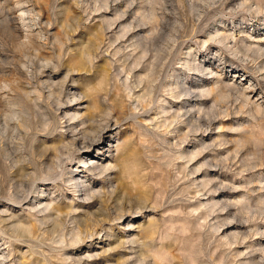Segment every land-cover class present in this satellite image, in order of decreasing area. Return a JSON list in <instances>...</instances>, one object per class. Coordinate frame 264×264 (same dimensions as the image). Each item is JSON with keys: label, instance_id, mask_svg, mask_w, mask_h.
<instances>
[{"label": "rangeland", "instance_id": "1", "mask_svg": "<svg viewBox=\"0 0 264 264\" xmlns=\"http://www.w3.org/2000/svg\"><path fill=\"white\" fill-rule=\"evenodd\" d=\"M137 42L142 48L134 49ZM96 43L101 44L96 52L98 59L91 66L87 53L94 50ZM143 52L146 57L142 65L132 64ZM77 68L81 72L66 74ZM152 68L162 71L156 74L158 79L152 88L145 84L152 94L140 104L148 110L142 114L141 107L133 110L131 106L137 95L145 93L144 84L137 87L136 81L146 78ZM49 74L54 77L53 89L52 82H47ZM127 76L134 91H138L134 100L121 86ZM61 88L64 91L60 94ZM185 89H190L191 95H186ZM0 90V133L10 138L1 135L3 140L0 136V220L11 221L12 213H20L35 230L40 226L39 236L32 237L37 239L25 235L15 243L25 256L19 253L13 264H61V260L52 259L57 252L49 248L58 249L62 244L47 241L48 226H41L31 216L37 214L43 219L48 215L49 211L39 212L46 203L39 207L36 203L45 199L49 202L51 198L55 206L65 210L72 203L74 208L81 203L88 209L80 205L76 213L87 214L91 220L101 219L106 211L123 208L129 212V217L114 223L109 234L108 225L102 231L92 227L96 233L79 252L90 264H264V0H0ZM74 92L82 99L67 102V95ZM77 113L80 116L72 119ZM106 113L113 115L110 132L103 141L89 151H75L72 146L68 151L63 147L62 139L79 140L80 129L84 128L82 119ZM133 113L137 120L130 118L137 122L127 117ZM116 117L121 121L115 126ZM16 119L27 121L29 133L25 136L26 131L14 127ZM163 120L168 123L167 130L161 125ZM143 124L149 133L145 125L141 127ZM123 142H127L126 147ZM119 146L123 147L121 151L116 149ZM58 149L64 154L57 153ZM190 150L195 154L184 159ZM11 153L22 156L12 157ZM91 159L99 164L110 161L114 171H108L106 178L98 171L91 172ZM54 163L62 167L55 170L57 174L42 175V169ZM24 164L26 173L34 174L37 181L19 205L1 191L17 192L25 178L14 172ZM71 178L81 183L78 189L73 184L76 180L68 183ZM82 181L101 189L102 196L112 194V198L107 195L85 200ZM31 203L36 210H31ZM130 222L133 228L127 226ZM151 222L155 234L144 236L145 240L140 232ZM68 223L70 230L74 225ZM3 234L0 232V243L12 233ZM120 236L126 243L118 248L113 240Z\"/></svg>", "mask_w": 264, "mask_h": 264}, {"label": "bare ground", "instance_id": "2", "mask_svg": "<svg viewBox=\"0 0 264 264\" xmlns=\"http://www.w3.org/2000/svg\"><path fill=\"white\" fill-rule=\"evenodd\" d=\"M18 29V28H17ZM38 36V35H37ZM125 35L123 34L122 35V37H124ZM158 36V35H157ZM162 36V35H161ZM60 37V36H59ZM153 37H155V35L153 36ZM39 38V37H38ZM149 38V37H148ZM156 38V37H155ZM161 38V37H160ZM163 38V37H162ZM40 39V38H39ZM69 39V38H68ZM73 38H71V40H72ZM142 39V38H141ZM140 39V40H141ZM153 39V38H152ZM157 39H159V38H157ZM169 39V38H168ZM61 40V39H60ZM156 40V39H155ZM101 41H103V40H101ZM143 41V40H142ZM151 41V40H150ZM29 42H31V40L29 41ZM100 42V41H99ZM139 42V41H138ZM135 43L133 46H134V49H137V48H139L140 49V47H141V45H140V43ZM152 42H153V40H152ZM32 44H33V42H31ZM103 43V42H102ZM176 43V42H175ZM104 44V43H103ZM95 45V44H94ZM100 45L101 44H98L97 45V43H96V45H95V48H94V50L92 51L91 50V52L90 53H87V58L89 59V61H90V63H91V66H93V62L95 61V59L97 58V55H96V52H97V50L99 49V47H100ZM66 46V45H65ZM68 46V45H67ZM173 46H175V45H173ZM21 47V46H20ZM83 47V46H82ZM64 47L62 46V49H63ZM142 48V47H141ZM40 49V48H39ZM75 49V51H76V48H74ZM79 49V48H78ZM81 49V48H80ZM84 49V48H83ZM173 49V48H172ZM24 51V50H23ZM29 51V50H28ZM72 51H73V49H72ZM100 51V50H99ZM38 52H39V50H38ZM22 53V52H21ZM79 55V54H78ZM140 55V54H139ZM138 55V56H139ZM80 59L82 58V52H80ZM116 56H117V54H116ZM146 57V52L144 53H142V56L139 58V60H138V62L136 61V62H134V63H132V64H134V65H142V60L144 59ZM59 58V57H58ZM129 58V57H128ZM39 59V58H38ZM43 59V58H42ZM47 59V58H46ZM98 59V58H97ZM125 59V58H124ZM164 59V58H163ZM41 60V59H40ZM110 60V59H109ZM108 60V61H109ZM120 60V59H119ZM137 60V59H136ZM49 62H52L51 61V59L50 60H48ZM82 61V60H81ZM86 61V60H85ZM107 60H105V62H106ZM127 61V60H126ZM125 61V62H126ZM89 63V64H90ZM107 63V62H106ZM126 63H128V62H126ZM51 64V63H50ZM110 64H112V62L110 63ZM109 63L107 64V66H109L110 65ZM163 64V63H162ZM52 65V64H51ZM51 65H50V69H51ZM58 65V64H57ZM56 65V66H57ZM126 65V64H125ZM58 66H60L61 67V65L59 64ZM91 66H89V67H91ZM130 66H132V65H130ZM155 66V65H154ZM54 67V66H53ZM112 67V66H111ZM136 66H134V68H135ZM150 66H148V68H149ZM55 68V67H54ZM59 68V67H58ZM93 68V67H92ZM128 68V67H127ZM134 68L132 67V69H130L131 71V73H132V71L134 70ZM113 69V68H112ZM151 69V68H150ZM150 69H148L149 70V72H148V75L146 76V78H144L143 80H142V78L141 79H139V81L137 80L136 81V83L138 84V86L137 87H139L140 85H142V84H144V87H145V84L147 85V86H149V87H151L152 88V85L154 84V82L156 81V79H158V76H156V74L157 73H159V72H161L160 70H159V72H155L154 70H153V68H152V70H150ZM128 70V69H127ZM137 70V69H136ZM157 70V69H156ZM73 71H78V72H81V70L79 69V68H77V69H72V70H68V71H66V74L67 75H69L70 76V73L72 72L73 73ZM108 71V70H107ZM110 71V70H109ZM108 71V72H109ZM23 72V71H22ZM127 72V71H126ZM21 74H23V73H21ZM111 74V73H110ZM134 74V73H133ZM25 75V74H24ZM118 75V74H117ZM130 75V74H129ZM158 75V74H157ZM159 75H161L160 73H159ZM23 76V75H22ZM21 76V77H22ZM66 76V75H65ZM133 76V75H132ZM138 76V75H137ZM145 76V75H144ZM118 77V76H117ZM135 78V77H134ZM139 78V77H138ZM23 79H25L24 77H23ZM47 79H48V81L47 82H52L53 81V79H54V77L53 76H51L50 74L49 75H47ZM66 79H67V77H66ZM66 79H65V81H66ZM130 79V78H129ZM135 80V79H134ZM6 81V80H5ZM64 80H63V82H65ZM8 82V81H7ZM116 82V81H115ZM118 82V81H117ZM133 82V81H132ZM11 82H9V84H10ZM74 83H76L75 81H74ZM120 83V82H119ZM135 83V84H136ZM8 83L6 84V85H8L7 86V88H9V90H10V85H9ZM13 84V83H12ZM11 84V85H12ZM24 84V83H23ZM46 84V83H45ZM53 84H55L54 82H52V85H50V88L51 89H53V87L55 88V86H53ZM66 84V83H65ZM65 84H60V86L63 88H65ZM22 85V84H21ZM41 85V84H40ZM56 85H58V82H57V84ZM116 85V84H115ZM44 86V85H43ZM59 86V87H60ZM118 86V85H117ZM123 88L122 89H124V92L126 93V96L127 97H129L130 99H132V100H134L135 99V101L132 103V105L131 106H134V108H132L133 110H137V109H139L140 107V111H142L143 113L142 114H145L146 113V108L144 107V106H141L140 104L142 103V101L149 95V97H150V93L152 94V90L150 91V88L148 89V87L146 86L145 87V93H143L142 95H137L136 96V92H138V91H134V89L132 88V86L130 85V83H129V81H128V76H127V78H126V80L122 83V85H121ZM120 86V87H121ZM166 86V85H165ZM4 87V86H3ZM3 87H1V88H3ZM13 87V86H12ZM17 87V86H16ZM135 87V86H134ZM19 90H20V87L18 86L17 87ZM29 88H30V86H29ZM45 88V87H44ZM49 88V89H50ZM62 88H61V90L59 89V93L61 92H63L64 91V89L62 90ZM14 89V88H13ZM22 89H24V88H22ZM33 89V88H32ZM183 89V88H182ZM2 90V89H1ZM0 90V91H1ZM8 90V91H9ZM18 90V91H19ZM187 89H185L184 90V92L186 91ZM190 89H188L186 92H188V93H186V95L188 94H190L189 91ZM4 91H6V87H5V90ZM7 91V92H8ZM12 91V90H11ZM11 91H10V93H11ZM14 91V90H13ZM22 91V90H21ZM122 91V90H121ZM140 91H142L141 89H140ZM140 91H139V93H140ZM176 91V90H175ZM174 91V92H175ZM57 92V91H56ZM123 92V93H124ZM143 92V91H142ZM183 92V93H184ZM210 92V91H209ZM5 93V92H4ZM53 93V92H52ZM60 93V94H61ZM124 93V94H125ZM212 93V92H211ZM8 95H9V93H7ZM26 94H29V92L28 93H26ZM34 94V93H33ZM122 94V93H121ZM176 94V93H175ZM11 95V94H10ZM191 95V94H190ZM23 96H24V94H23ZM22 96V97H23ZM26 96V95H25ZM24 96V97H25ZM65 96V95H64ZM126 96H124V97H126ZM134 96H136L135 98H134ZM180 96V95H179ZM6 97H8V96H6ZM5 96H4V98H6ZM14 97V96H13ZM19 97V96H18ZM22 97H21V95H20V98L22 99ZM31 97V96H30ZM60 98H61V96H59ZM175 97V96H174ZM10 98V97H9ZM12 98V97H11ZM26 98V97H25ZM59 98V99H60ZM123 98V97H122ZM134 98V99H133ZM176 98V97H175ZM7 99V98H6ZM18 99V98H17ZM33 99H34V97H33ZM32 99V100H33ZM67 99L69 100V101H67V102H72V101H77V100H80V99H82V97L80 96V95H78V94H76L75 92L72 94V95H67ZM128 99V98H127ZM2 100H3V98H2ZM13 100H15V99H13ZM30 100V99H29ZM37 100H38V97H37ZM36 100V101H37ZM107 100V99H106ZM157 100V99H156ZM9 102L11 101V100H8ZM17 101H19V100H17ZM17 101H15V102H17ZM59 101H61V100H59ZM21 102V101H20ZM27 102V101H26ZM128 102H129V100H128ZM79 103V102H78ZM130 103V102H129ZM28 104V103H27ZM38 104V103H37ZM62 104V103H61ZM81 104V103H80ZM13 105V104H12ZM26 105V104H25ZM36 105V104H35ZM60 105V104H59ZM63 105V104H62ZM92 105V104H91ZM140 105V106H139ZM9 106V105H8ZM15 106V105H14ZM17 106H19L18 104H17ZM29 106V105H28ZM27 106V107H28ZM112 105L110 104V107H111ZM122 106H124V104L122 105ZM194 106V105H193ZM36 107V106H35ZM65 107V106H64ZM2 108V107H1ZM23 108H26V106L25 107H23ZM61 108V107H60ZM87 108H90V106L89 107H87ZM93 108H94V106H93ZM127 108H129V107H127ZM10 109H12V108H10ZM9 109V110H10ZM20 109H21V107H20ZM31 109V108H30ZM104 109H105V105H104ZM106 109H107V107H106ZM114 109V108H113ZM165 109H166V107H165ZM14 110V109H13ZM25 110V109H24ZM89 110V109H88ZM124 110V109H123ZM127 110V109H126ZM164 110V109H163ZM8 111V110H7ZM69 111V110H68ZM106 111V110H105ZM104 111V112H105ZM129 111V110H128ZM131 111V110H130ZM148 111V110H147ZM199 111V110H198ZM12 112H14V111H12ZM12 112H10V114L12 113ZM90 112V111H89ZM135 112V111H134ZM164 112H166V110L164 111ZM9 113V112H8ZM8 113H6V114H8ZM15 113H16V111H15ZM24 113H26V112H24ZM33 113V112H32ZM31 113V114H32ZM118 113H119V111H118ZM148 113H150V112H148ZM14 114V113H13ZM29 114H30V112H29ZM48 114V113H47ZM91 114V113H90ZM111 114L112 113H106L105 115L104 114H102V115H104V116H102L101 114H93V116L92 117H87V118H89L87 121L86 120H84V119H82L81 121V124L84 126V128L83 129H80L81 130V132L79 133V135H80V138H79V140H78V138H71V141H68V142H65L63 139H62V141H60L61 142V144L63 145V147L64 148H66L68 151H71L70 150V146H72V148L75 150V151H89L91 148H94V145H96L97 143H99V142H101V141H103V137L107 134V133H109L110 132V129H111V120H110V117H111ZM117 114V113H116ZM141 114V115H142ZM164 114V113H163ZM187 114V113H186ZM28 115V114H27ZM74 115V114H73ZM113 115V114H112ZM115 115V114H114ZM138 115H139V113H138ZM158 115V114H157ZM165 115V114H164ZM168 114H166V116H167ZM193 115V114H192ZM14 116H15V114H14ZM21 116L22 115H20V118H21ZM42 116H44V114L42 115ZM46 116V115H45ZM80 116V114L79 113H77V114H75L73 117H72V119H77L78 117ZM89 116V115H88ZM116 116H118V115H116ZM138 117L137 116V114H135V113H133V114H131V115H128L127 117L129 118V119H131L132 117ZM143 116V115H142ZM150 116V115H149ZM148 116V117H149ZM176 116H178V115H176ZM9 117V116H8ZM19 117V116H18ZM41 117V116H40ZM48 117V116H47ZM82 117V116H81ZM131 117V118H130ZM135 117V118H136ZM146 117V116H145ZM2 118V117H1ZM25 118V117H24ZM30 118V117H29ZM83 118V117H82ZM87 118H85V119H87ZM114 118V117H113ZM126 118V117H125ZM125 118H124V120H125ZM151 118V117H150ZM171 118V117H170ZM172 118H174V116L172 115ZM181 118V117H180ZM26 119V118H25ZM32 119V118H31ZM45 119H46V117H45ZM47 119H49V118H47ZM101 119V121H99ZM127 119V118H126ZM152 119H154V118H151V120ZM156 120H157V118H155ZM169 119V118H168ZM17 120V123H16V121L14 120V127H16V129L17 130H23V131H26V133H24V136H25V134H28L29 133V131H28V129H29V126H27V121H25V120H21V119H16ZM29 120V119H28ZM113 120V119H112ZM132 120V119H131ZM136 120H137V118H136ZM135 120V121H136ZM140 120H141V118H140ZM139 119H138V122L140 121ZM143 120V119H142ZM145 120V119H144ZM172 120V119H171ZM121 120L119 119V117H116V124H115V126L116 125H118V124H120L119 122H120ZM128 121V120H127ZM134 120H132V122H133ZM134 121V122H135ZM146 121V120H145ZM168 121V120H167ZM50 122H53V121H51V119H50ZM113 122V121H112ZM123 122V121H122ZM121 122V123H122ZM137 122V121H136ZM153 122H155V120H153ZM157 122V121H156ZM32 123V122H31ZM140 123H141V121H140ZM144 123V122H143ZM158 123V122H157ZM161 123V122H160ZM163 123V124H162ZM162 123H161V125H163V127L165 126V129H166V127H168V123L167 122H165V120H163L162 121ZM169 123H170V121H169ZM6 124H8V122H6ZM30 124V123H29ZM101 124H103V125H101ZM133 124V123H132ZM138 124V123H137ZM136 124V125H137ZM142 124V123H141ZM10 125V124H9ZM12 125V124H11ZM139 125V124H138ZM145 124H143V125H141V127L142 126H144ZM161 125H157V126H160L161 127ZM49 126V125H48ZM114 126V127H115ZM128 126V125H127ZM135 126V125H134ZM140 126V125H139ZM147 125H145V127H146ZM155 126H156V124H155ZM76 127V126H75ZM145 127H142V128H145ZM148 127V126H147ZM147 127H146V129H144L145 131L147 130L148 131V129H147ZM160 127H158V129L160 130ZM11 128H13L12 126H11ZM34 128V127H33ZM54 128V127H53ZM63 128V127H62ZM80 128V127H79ZM113 128V127H112ZM131 128H132V125H131ZM135 128V127H134ZM138 128V127H137ZM136 128V129H137ZM157 128V127H156ZM14 129V128H13ZM75 129V128H74ZM161 129H162V127H161ZM187 129V128H186ZM4 130V129H3ZM2 130V131H3ZM55 130V129H54ZM69 130V129H68ZM141 130H143V129H141ZM141 130H140V132H141ZM167 130V129H166ZM136 131H138V130H136ZM161 131V130H160ZM165 131V130H164ZM4 132V131H3ZM143 132V134L145 133L144 131H142ZM151 132V131H150ZM167 132V131H166ZM190 132H191V130H190ZM6 133H7V131H6ZM9 133V132H8ZM13 133V132H12ZM51 133V132H50ZM53 133V132H52ZM75 133V132H74ZM139 133V132H138ZM147 133H149V131L147 132ZM163 133V132H162ZM165 133V132H164ZM182 133V132H181ZM5 134V133H4ZM4 134H2V133H0V136L1 135H4ZM20 134V133H19ZM63 134V133H62ZM159 134V133H158ZM189 135L191 134V133H188ZM187 134V135H188ZM13 135V134H12ZM12 135H10V136H12ZM20 135H22V133L20 134ZM19 135V136H20ZM76 135H78V134H76ZM75 135V136H76ZM114 135V134H113ZM159 135H161V134H159ZM163 135V134H162ZM187 135H185V136H183V135H180V136H182L181 138L182 139H185L186 137H187ZM4 136H6V135H4ZM3 136V137H4ZM8 136V135H7ZM6 136V137H7ZM19 136H17V137H19ZM63 136V135H62ZM74 136V135H73ZM6 137H5V139H6ZM17 137L15 138V139H17ZM27 137V136H26ZM71 137V136H70ZM78 137V136H77ZM159 137V136H158ZM161 137V136H160ZM1 138H2V136H1ZM8 138V137H7ZM12 138H14V137H11V139ZM23 138V137H22ZM131 138V137H130ZM138 138V137H137ZM163 138V137H162ZM165 138V137H164ZM188 138V137H187ZM3 139V138H2ZM1 139V140H2ZM8 139H10V138H8ZM19 139V138H18ZM32 139V138H31ZM146 139V138H145ZM177 139V138H176ZM4 140V139H3ZM2 140V141H3ZM34 140H35V138H34ZM39 140V139H38ZM66 140V139H65ZM68 140V139H67ZM143 140V139H142ZM22 141L24 142V139H22ZM56 141V140H55ZM128 141V140H127ZM141 141V140H140ZM146 141H148V140H146ZM164 141V140H163ZM166 141V140H165ZM4 143H5V141H3ZM13 142V141H12ZM12 142H10V143H12ZM21 142V141H20ZM57 142V141H56ZM124 142H125V140H124ZM124 142H123V144H124ZM167 142V141H166ZM184 142H186V141H184ZM6 143H7V141H6ZM9 143V142H8ZM14 143H16V142H14ZM132 143H135L134 141L132 142ZM140 143V142H139ZM144 143V142H143ZM178 143H179V141H178ZM177 143V144H178ZM182 143V142H181ZM19 144V143H18ZM21 144V143H20ZM34 144V143H33ZM40 144V143H39ZM44 144V143H43ZM171 143L169 142V145H170ZM180 144V143H179ZM3 145V144H2ZM10 145H12L13 146V143L12 144H10ZM16 145V144H15ZM22 145H25V144H22ZM26 145H27V143H26ZM37 145V144H36ZM54 145V144H53ZM52 145V146H53ZM125 145V147H126V145H127V142H126V144H124ZM168 145V146H169ZM176 145V144H175ZM174 145V146H175ZM6 146H9V145H7L6 144ZM5 146V147H6ZM42 146V145H41ZM60 146V145H59ZM109 146V145H108ZM134 146V145H133ZM133 146H132V148H133ZM135 146H136V144H135ZM20 147H21V145H20ZM22 147H24V146H22ZM28 147V146H27ZM107 147V145L105 146V148ZM180 147V146H179ZM3 148V147H2ZM16 148H18V147H16ZM16 148H14L13 147V149H16ZM30 148V147H29ZM40 148V147H39ZM119 148H121L120 150H119ZM122 148L123 147H117L116 149H118L119 151H121L122 150ZM129 148V147H128ZM10 148H8V150H9ZM11 149H12V147H11ZM20 149V148H19ZM22 149V148H21ZM41 149H43V148H41ZM133 149H135V148H133ZM170 149V148H169ZM172 149V148H171ZM7 150V148L5 149V151ZM18 150V149H17ZM37 150H38V148H37ZM44 150V149H43ZM51 150V149H50ZM158 150V149H157ZM16 150H14V152H15ZM19 151V150H18ZM30 151V150H29ZM34 151V150H33ZM57 151H59V152H57V153H60L61 151L58 149ZM63 151V150H62ZM100 151V150H99ZM133 151V150H132ZM198 151V150H197ZM196 151V152H197ZM11 152H12V150H11ZM23 152V151H22ZM21 152V153H22ZM108 152H111V150H109ZM123 152V151H122ZM125 152V151H124ZM128 152V151H127ZM155 152V151H154ZM190 152H191V150H190ZM193 152V151H192ZM189 153V152H187V153H185L184 155H183V157H184V159H186V156L188 155H190V156H193V154H195V151H194V153ZM32 153V152H31ZM56 153V154H57ZM69 153V152H68ZM83 153V152H82ZM100 153V152H99ZM158 153V152H157ZM160 153V152H159ZM198 153V152H197ZM12 155V157H15V156H17L18 154L17 153H15L14 155H13V153H11ZM61 154H64V152H61ZM66 154V153H65ZM70 155H72L71 153H69ZM102 154L104 155V152H102ZM124 154V153H123ZM129 154H130V152H129ZM180 154V153H179ZM183 154V153H182ZM3 155V154H2ZM19 155H21V154H19ZM18 155V156H19ZM33 155V154H32ZM38 155H40V154H38ZM60 155V154H59ZM154 155H156L157 156V154H154ZM159 155V154H158ZM161 155V154H160ZM7 156V155H6ZM17 156V157H18ZM22 156V155H21ZM49 156V155H48ZM52 155H50V157H51ZM73 156V155H72ZM82 156V155H81ZM162 156V155H161ZM182 156V155H181ZM187 156V157H188ZM195 156V155H194ZM2 157V156H1ZM16 157V158H17ZM49 157V158H50ZM125 157V156H124ZM158 157V156H157ZM167 157V156H166ZM169 157V156H168ZM171 157V156H170ZM180 157V156H179ZM183 157H180L181 159H183ZM22 158V157H21ZM31 158V157H30ZM52 158V157H51ZM78 158V157H77ZM120 158V157H119ZM164 158V157H163ZM4 159H8V158H4ZM13 159V158H12ZM23 159V158H22ZM55 159V158H54ZM58 160H60V157H58L57 158ZM171 159V158H170ZM190 159V158H189ZM2 160V159H1ZM24 160V159H23ZM22 160V161H23ZM28 160V159H27ZM37 160V159H36ZM45 160H47L46 158H45ZM74 160V159H73ZM79 160V159H78ZM83 160V159H82ZM112 160V159H111ZM117 159H115L114 161H116ZM120 160V159H119ZM163 160V159H162ZM177 160V159H176ZM187 160V159H186ZM185 160V161H186ZM10 161V160H9ZM32 161V160H31ZM42 161V160H41ZM48 161V160H47ZM188 161H190V160H188ZM53 162H55V161H53ZM82 162V161H81ZM174 162V161H173ZM27 163H28V161H27ZM26 163V164H27ZM45 163V162H44ZM43 162L41 163L42 164V167L41 168H44V166H45V164H44ZM48 163V162H47ZM85 165H88L87 164V162H83ZM188 163V162H187ZM1 164V163H0ZM34 164V163H33ZM49 164V163H48ZM52 164V163H51ZM61 164V163H60ZM28 165V164H27ZM90 166H92L91 167V172H96V171H98V173H99V175L102 177V175H104V177L106 176L105 174L108 172V171H110L111 172V169H112V165L113 164H111L110 163V161L108 162V163H96V162H94V160H90V164H89ZM206 165V164H205ZM4 166V165H3ZM29 166V165H28ZM35 166V165H34ZM63 166V165H62ZM12 167V166H11ZM10 167V168H11ZM14 167V166H13ZM61 166L59 165V164H56V163H54L53 165H47L46 167H45V169H42V175L43 174H45L46 176H50V175H52V174H54V173H56L55 172V170L57 169V168H60ZM119 167V166H118ZM186 167V166H185ZM3 168V167H2ZM2 168H1V170H2ZM62 168V167H61ZM60 168V169H61ZM64 168V167H63ZM15 169V168H14ZM33 170H34V168H32ZM193 169V168H192ZM190 169L191 171H193V170H195V169ZM5 170V169H4ZM113 170V169H112ZM184 170H186V168L184 169ZM188 170V169H187ZM3 171V170H2ZM6 171V170H5ZM26 171H28V168L26 167V165L24 164V165H22V166H19L17 169H16V171L14 172L16 175L18 174V175H20V176H22L23 178H25L24 180H22L21 181V186H20V188L18 187V185H20V184H18L17 185V183H16V185H17V187L19 188L18 190H17V192L16 193H11L10 191H9V193H4L3 191H1L2 193H3V195H5L6 197L7 196H11V199H12V201H14V202H16V203H21L22 201H23V199H25L26 197H25V195L28 193V191L30 190V189H32L30 186H32L33 184H36V181H37V179L34 177V174H30L29 172L28 173H26ZM62 171V170H61ZM114 171V170H113ZM196 171V170H195ZM2 173H4V172H2ZM57 174V173H56ZM96 174V173H95ZM109 174V173H108ZM107 174V175H108ZM3 175V174H2ZM15 175V176H16ZM36 175V174H35ZM98 175V174H97ZM119 175V174H118ZM193 175V174H192ZM10 176V175H9ZM14 176V177H15ZM41 176V175H40ZM100 176H98V177H100ZM13 177V176H12ZM43 177V176H42ZM54 177V176H53ZM60 177V176H59ZM58 177V178H59ZM73 177V176H72ZM206 177V176H205ZM209 177V176H208ZM2 178V177H1ZM5 178V177H4ZM9 178V177H8ZM39 178V177H38ZM50 178V177H49ZM106 178V177H105ZM111 178V177H110ZM11 179V178H10ZM72 179V178H71ZM157 179V178H156ZM67 180V179H66ZM65 180V181H66ZM76 180V181H75ZM81 180V179H80ZM115 180V179H114ZM1 181V180H0ZM4 181H8L7 179L6 180H4ZM12 181V180H11ZM73 181H75V182H73ZM9 182V181H8ZM56 182V181H55ZM70 182H73V184L75 183V186L74 187H78L81 183H79V181H78V179H72V180H70L68 183H70ZM85 182L86 181H82V184L84 185L85 184ZM209 182V181H208ZM14 183V182H13ZM111 183V182H110ZM3 184V183H2ZM10 184V183H9ZM15 184V183H14ZM32 184V185H31ZM116 184V183H115ZM206 184V183H205ZM1 185V184H0ZM6 185H7V183H6ZM57 185V184H56ZM56 185H55V187H56ZM71 185V184H70ZM208 185V184H207ZM206 185V186H207ZM116 186V185H115ZM209 186V185H208ZM8 187V186H7ZM13 187H14V185H13ZM13 187H12V189H13ZM64 187V186H63ZM103 187V186H102ZM101 187V188H102ZM108 187V186H107ZM114 187V186H113ZM61 188V187H60ZM60 188H57V189H60ZM106 188V187H105ZM120 189V187H117V189ZM12 189H10V190H12ZM78 189V188H77ZM103 189V188H102ZM111 189V188H110ZM75 190V189H74ZM101 190V189H100ZM100 190H96V186L95 185H92V184H86V185H84L83 187H82V190L81 191H83L84 192V199L85 200H89L90 201V199H97L98 198V200H99V198H102V197H104V196H110L111 197V195L112 194H106V193H104V196H102V193H101V191ZM105 190V189H104ZM115 190H116V187H115ZM15 190H13V192H14ZM59 191V190H58ZM62 191V190H61ZM73 191V190H72ZM45 192V191H44ZM78 191L77 190H75L74 192H73V194L75 193H77ZM106 192V191H105ZM111 192V191H110ZM200 192V191H199ZM1 193V194H2ZM79 193V192H78ZM115 193H117V191L115 192ZM25 194V195H24ZM42 194H43V192H41V193H39L38 194V196L36 197V199L37 200H39L41 197H42ZM2 195V196H3ZM77 195V194H76ZM1 196V195H0ZM29 196V195H28ZM27 196V197H28ZM64 196H66V195H64ZM30 197V196H29ZM109 197V198H110ZM56 198V197H55ZM62 198V197H61ZM75 198V197H74ZM79 198V197H78ZM106 198V197H105ZM112 198V197H111ZM43 199V198H42ZM68 199V198H67ZM66 199V200H67ZM83 199V198H82ZM107 199H108V197H107ZM107 199H105V200H107ZM3 200V199H2ZM65 200V199H64ZM74 200V199H73ZM48 201V199H45V200H43V201H38L37 203H36V205H38V207L39 206H41V205H43L44 203H46V205H44L43 207H44V209H42V210H38L39 212H46V211H49V214L48 215H46V216H44L43 214H41V215H43L44 216V218L43 219H40L38 216H37V214L35 215V214H32L31 216L32 217H35V222H38L41 226L44 224V226L46 227V225L48 226V238H47V241H49V242H52L53 244H57V245H60V244H62V246L60 247V248H54V247H52V246H50V250L49 251H54V252H57V254L56 255H54L53 257H52V259L53 258H56V259H58V260H61V264H90L89 262H85L84 260H83V257H82V253H79L82 249H81V247L82 246H84V244H85V241L89 238V237H92L93 236V233L95 232L96 233V230H94V229H92V227L93 228H100L101 229V231H102V229L104 228L105 229V227H106V225H108V226H110L109 228H107V229H109L108 231H107V233L109 234L110 233V229H112L111 227L114 225V223L116 222V221H119V220H122V219H124V218H126L128 215H129V212H127L126 210V212H124V210H123V208H122V210L121 211H118V212H112V213H110V211H106V213L105 214H102L101 215V219H96V220H91V219H89V218H87V214L85 215V214H82V212H80L79 214H77L76 212H77V208H79V206L81 205L85 210H87L88 208L87 207H84V205H82L81 203L78 205L77 204V207H72V204H70V206L68 205V208H67V210H65V209H62V208H60L59 206H55L54 205V202H53V200H52V198L49 200V202H47ZM93 201V200H92ZM108 201V203H109V200H107ZM111 201H112V199H111ZM110 201V202H111ZM24 202V201H23ZM33 202V201H32ZM70 202V201H69ZM100 202H102V200L100 201ZM59 203V202H58ZM107 203V202H106ZM57 204V203H56ZM90 204V203H89ZM101 204V203H100ZM20 205V204H19ZM35 204H33V203H31L30 204V208H31V210H36V206ZM127 205V204H126ZM28 206V205H27ZM64 206V205H63ZM74 206V205H73ZM42 207V208H43ZM147 208V207H146ZM90 209V208H89ZM121 209V208H120ZM139 209V208H138ZM7 210V209H6ZM108 210V209H107ZM143 210V209H142ZM2 211V210H1ZM5 211V210H4ZM94 211V210H93ZM129 211V210H128ZM131 211V210H130ZM7 212V211H6ZM2 213V212H1ZM29 213H30V210H29ZM35 213H37V212H35ZM53 213H55V214H53ZM87 213V212H86ZM91 213V212H90ZM93 213V212H92ZM104 213V212H103ZM134 213V212H133ZM3 214H4V212H3ZM20 214V213H19ZM19 214H15V213H12L11 214V221H10V219L6 222L5 220H0L1 222H6L5 224H4V226H0V232H1V234L2 233H4L3 234V236L4 235H6L7 233H12V234H10L9 235V238L7 239V240H5V239H3L2 240V242L0 243V264H13L14 262H13V258L15 257L16 258V255H19V253L24 257L25 256V254L24 253H22V251H21V249H20V246H18V245H16L15 243L19 240H21V238H24V236L25 235H30L29 237H30V239L31 240H33V239H37V236H36V238H32V237H34L36 234L39 236V231H40V226L38 227V229H36L35 230V227L33 226V225H31L30 224V221L29 220H24L23 219V216H21V215H19ZM94 214V213H93ZM38 215H40L39 213H38ZM86 217V219H84L83 220V217ZM97 216V215H96ZM93 217H95V216H93ZM98 217V218H99ZM129 217V216H128ZM1 218V217H0ZM9 218V217H8ZM27 218V217H26ZM46 218V221H44V219ZM51 218V220H49ZM95 218H97V217H95ZM30 219V218H29ZM49 221H51V223H49ZM0 222V223H1ZM43 222V223H42ZM68 222H71L73 225H74V227L73 228H71L70 230L68 229V227H67V223ZM86 222V223H85ZM88 223H92V224H88ZM118 223V222H117ZM152 223L153 222H151L150 223V225L148 226V228H146V229H144V231H142V232H140V233H143L144 235L142 236V237H151V236H153L154 234H155V228H154V226L152 225ZM69 224V223H68ZM71 224V225H72ZM149 224V223H148ZM155 224V223H154ZM11 225V226H10ZM127 226H132V228L134 227V224H132V222H130ZM157 228V227H156ZM97 229V230H98ZM106 229V230H107ZM114 229V228H113ZM122 230H126V227H123V228H121ZM93 230V231H92ZM143 230V229H142ZM47 231V230H46ZM99 231V230H98ZM105 231V230H104ZM157 232V231H156ZM101 233V232H100ZM140 233H139V236H141L140 235ZM41 234V233H40ZM47 235V234H46ZM111 235V234H110ZM2 236V235H1ZM7 236V235H6ZM105 236V235H104ZM107 237H112V236H109V235H107ZM145 237H144V239H145ZM106 238V237H105ZM123 236H120V237H118V238H116V239H114L113 240V242L116 244V246L118 247V248H121L126 242V240H123ZM30 239H28V241L30 240ZM107 239V238H106ZM108 239H110V238H108ZM27 240V239H26ZM146 240V239H145ZM150 240V239H149ZM156 240V239H155ZM154 240V241H155ZM18 241V242H19ZM22 241V240H21ZM112 241V240H111ZM151 241V240H150ZM17 242V243H18ZM24 242V241H23ZM22 242V243H23ZM35 242V241H34ZM130 242V241H129ZM132 242H135V241H132ZM31 243V242H30ZM38 243V242H37ZM128 244V243H127ZM126 244V245H127ZM144 244H147V243H144ZM87 245V244H86ZM125 245V246H126ZM149 245V244H148ZM38 246V245H37ZM44 246V245H43ZM69 246V248L70 247H72V249H68L67 247ZM124 246V247H125ZM146 246V245H145ZM150 246V245H149ZM28 247V246H27ZM123 247V248H124ZM3 248V249H2ZM39 248H42V247H40V245H39ZM89 248H90V246H89ZM23 249V248H22ZM30 249V248H29ZM45 249V248H44ZM41 250V249H40ZM153 250V249H152ZM187 250V249H186ZM111 251V250H110ZM148 251V250H147ZM154 251V250H153ZM162 251V250H161ZM118 252V251H117ZM190 252V251H189ZM27 253V252H26ZM29 253V252H28ZM28 253H27V255H28ZM42 253V252H41ZM50 253V252H49ZM104 253V252H103ZM120 253V252H119ZM141 253V252H140ZM157 253V252H156ZM159 253V252H158ZM163 253V252H162ZM114 254V253H113ZM112 254V255H113ZM161 254V253H160ZM34 255V254H33ZM43 257H44V253H42L41 254ZM49 255V254H48ZM53 255V254H52ZM95 255V254H94ZM142 255H143V253H142ZM155 255V254H154ZM158 255V258L160 257L159 256V254H157ZM156 255V256H157ZM165 255V254H164ZM93 255H89V257H92ZM96 256V255H95ZM94 256V257H95ZM40 257V256H39ZM108 257V256H107ZM164 257H166V255L164 256ZM38 258V257H37ZM86 258V257H85ZM95 258H97V257H95ZM109 258V257H108ZM122 258V257H121ZM125 258V257H124ZM138 258V257H137ZM136 258V259H137ZM161 258V257H160ZM163 258V257H162ZM129 259H130V257H129ZM166 259V258H165ZM23 260V259H22ZM47 259L44 257V259H43V261H46ZM106 260H109V259H106ZM112 260V259H111ZM118 260V259H117ZM120 260V259H119ZM41 261V260H40ZM89 261V260H88ZM136 261V260H135ZM141 261V260H140ZM167 261V260H166ZM195 261V260H194ZM169 262V261H168ZM191 262V261H190ZM27 263V262H26ZM42 263V262H41ZM47 263V262H46ZM127 263V261L124 263V264H126ZM170 263V262H169ZM20 264H21V262H20ZM49 264H54V262H52V261H50V263ZM131 264V263H130ZM142 264V263H141Z\"/></svg>", "mask_w": 264, "mask_h": 264}]
</instances>
